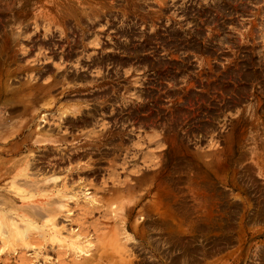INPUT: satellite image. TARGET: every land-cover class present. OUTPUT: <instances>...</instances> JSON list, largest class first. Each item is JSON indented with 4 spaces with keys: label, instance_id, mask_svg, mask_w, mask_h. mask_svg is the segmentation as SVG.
I'll use <instances>...</instances> for the list:
<instances>
[{
    "label": "rangeland",
    "instance_id": "obj_1",
    "mask_svg": "<svg viewBox=\"0 0 264 264\" xmlns=\"http://www.w3.org/2000/svg\"><path fill=\"white\" fill-rule=\"evenodd\" d=\"M0 264H264V0H0Z\"/></svg>",
    "mask_w": 264,
    "mask_h": 264
}]
</instances>
